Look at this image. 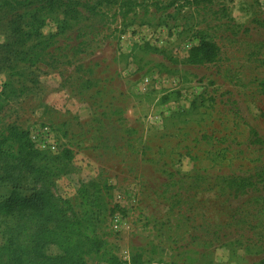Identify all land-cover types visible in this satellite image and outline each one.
Wrapping results in <instances>:
<instances>
[{
	"label": "rangeland",
	"instance_id": "1",
	"mask_svg": "<svg viewBox=\"0 0 264 264\" xmlns=\"http://www.w3.org/2000/svg\"><path fill=\"white\" fill-rule=\"evenodd\" d=\"M80 1L101 3L64 33L50 17L35 64L0 72V199L47 188L75 219L96 182L106 215L86 264H264V189L228 186L264 162V0ZM200 37L217 61L187 63ZM11 126L71 150L67 173L22 167Z\"/></svg>",
	"mask_w": 264,
	"mask_h": 264
},
{
	"label": "trees",
	"instance_id": "2",
	"mask_svg": "<svg viewBox=\"0 0 264 264\" xmlns=\"http://www.w3.org/2000/svg\"><path fill=\"white\" fill-rule=\"evenodd\" d=\"M96 5L80 0H0V35L3 36L0 72L10 70L15 62L35 64L38 55H34L35 51L48 47L58 34L44 36L41 32L50 17L62 15L57 28L59 33H64L72 22L79 21V7L95 13ZM219 53L214 41L200 37L189 48L186 61L210 64L218 60ZM9 132L18 143L22 167L35 175L67 173L65 165L72 158L71 150L65 148L59 155L49 156L32 148L26 131L11 126ZM256 142L263 143L259 139ZM257 185L264 189V162L253 173L233 176L228 186L239 191ZM100 192L96 182L84 184L79 189L81 215L69 219L49 189L40 188L30 194L12 189L0 199V226L4 236L0 244V264H86V257L98 253L102 246L96 228L105 218L106 205ZM49 246H56L60 252L47 254Z\"/></svg>",
	"mask_w": 264,
	"mask_h": 264
},
{
	"label": "built area",
	"instance_id": "3",
	"mask_svg": "<svg viewBox=\"0 0 264 264\" xmlns=\"http://www.w3.org/2000/svg\"><path fill=\"white\" fill-rule=\"evenodd\" d=\"M49 149H51L52 151H54L56 149V145L54 142H49Z\"/></svg>",
	"mask_w": 264,
	"mask_h": 264
}]
</instances>
